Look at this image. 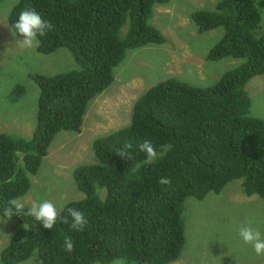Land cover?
<instances>
[{
	"label": "trees",
	"instance_id": "16d2710c",
	"mask_svg": "<svg viewBox=\"0 0 264 264\" xmlns=\"http://www.w3.org/2000/svg\"><path fill=\"white\" fill-rule=\"evenodd\" d=\"M170 0H17L8 22L34 8L52 29L39 36L38 51L67 48L80 69L35 74L39 86L36 127L30 138L0 132V214L7 202L24 196L30 175L38 172L55 136L80 131L89 102L114 81V69L129 49L167 41L150 20L156 4ZM259 0H220L216 10L196 9L199 32L223 27L208 57L242 59L210 86L167 78L149 87L135 102L129 124L93 142L98 162L79 165L73 175L84 193L44 229L24 211L13 219L25 226L1 251L3 264H20L37 251L42 264H169L186 242L183 211L188 197L203 199L240 179L246 195L264 199V119L249 114L247 83L264 74V30ZM127 26L126 32H122ZM15 31L14 28H12ZM157 151L152 164L139 144ZM131 145V147H126ZM123 150L127 155L119 157ZM161 177L170 180L160 184ZM104 192V194H102ZM84 213L83 231L72 230L68 209ZM70 236L74 251L64 250Z\"/></svg>",
	"mask_w": 264,
	"mask_h": 264
},
{
	"label": "rangeland",
	"instance_id": "374dc122",
	"mask_svg": "<svg viewBox=\"0 0 264 264\" xmlns=\"http://www.w3.org/2000/svg\"><path fill=\"white\" fill-rule=\"evenodd\" d=\"M219 1L170 0L156 4L150 21L167 41L127 51L114 69L112 84L89 102L80 131L64 130L55 136L38 172L30 175V189L18 201L31 206L48 200L60 212L70 201L82 199L84 193L77 185L74 169L98 162L94 140L129 124L136 100L149 87L170 77L195 86H210L241 64L242 59L232 57L209 59V49L221 40L224 29L199 32L191 17L196 9L216 10ZM16 2L0 0V132L30 138L36 127L40 94L33 75H54L81 67L67 48L49 54L37 48H21L16 42L21 37L13 36L8 22ZM259 6L261 21L256 31L261 32L264 0H259ZM126 29L123 27L122 32ZM246 90L251 97L249 114L264 119V74L253 77ZM3 218L0 214V220ZM183 218L185 246L180 258L169 264H264V256H257L238 236L239 227L252 221L251 226L264 237V199L246 195L240 179L203 199L188 197ZM24 226L13 218L0 222V264L2 249ZM20 264H42V259L34 251Z\"/></svg>",
	"mask_w": 264,
	"mask_h": 264
},
{
	"label": "clouds",
	"instance_id": "9594fccd",
	"mask_svg": "<svg viewBox=\"0 0 264 264\" xmlns=\"http://www.w3.org/2000/svg\"><path fill=\"white\" fill-rule=\"evenodd\" d=\"M15 29V31L12 30ZM13 36H19L21 39L17 40V44L23 49H33L39 47V36L45 35L46 31L52 29V24L46 22L41 18V15L35 11L34 8H25L20 12L18 19L12 25ZM191 71V70H189ZM131 147V145H126ZM139 150L146 154L145 164H152L157 158V151L149 140H144L139 144ZM127 155L123 150L120 151L119 157ZM160 184H169L170 180L166 177H161ZM8 207L5 209V216L0 222H7L13 217V210L17 212L24 211V205L17 199L13 198L7 202ZM68 214L71 217V229L76 231H83L88 221L84 213L80 210L69 208ZM25 215L31 216L36 222L41 224L44 229H52L57 220L60 219L62 223H69L68 217H61L56 205L51 201L44 200L42 202H33L25 211ZM252 221H247L238 229V236L245 245H251L253 251L257 256H264V237L261 232L252 226ZM64 250L68 253L74 251V242L70 236L64 238ZM112 264H125V260L121 258L115 259Z\"/></svg>",
	"mask_w": 264,
	"mask_h": 264
}]
</instances>
